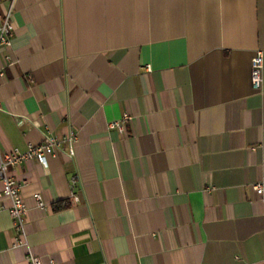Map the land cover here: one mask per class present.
Instances as JSON below:
<instances>
[{
  "label": "crops",
  "instance_id": "0c3cea01",
  "mask_svg": "<svg viewBox=\"0 0 264 264\" xmlns=\"http://www.w3.org/2000/svg\"><path fill=\"white\" fill-rule=\"evenodd\" d=\"M12 27L0 151L76 143L10 169L0 264L21 235L41 264H264V0H15Z\"/></svg>",
  "mask_w": 264,
  "mask_h": 264
},
{
  "label": "built area",
  "instance_id": "2783aa9c",
  "mask_svg": "<svg viewBox=\"0 0 264 264\" xmlns=\"http://www.w3.org/2000/svg\"><path fill=\"white\" fill-rule=\"evenodd\" d=\"M4 0H0V8ZM15 0H9L8 5L4 10H0V57L4 60L6 66L10 58L3 56L2 51L7 50L10 44V37L13 33L12 17ZM264 64L263 53L256 51L250 60V84L254 91L261 92L264 84ZM3 77V69H0V78ZM128 117H124L119 123L111 125V128H116L123 138L127 137L125 124ZM76 137L72 133L65 139L59 140L55 137H45L43 141L37 145H29L25 151L11 149L9 151H0V210H6L13 221V227L21 231L23 225V217L26 213L21 194L20 185L14 181L10 175V169L19 167L25 162L35 161L40 165H45L47 160L56 156L63 144L68 145L69 156L74 155V146ZM72 186L75 182L72 181ZM252 190L260 198L264 205V186L261 183L252 185ZM74 202H78L76 196H72ZM37 207L45 208V204L40 200L39 195H35ZM7 201L8 206L5 207L3 202ZM24 247L26 249V260L28 264H41L39 258L32 255L26 245L24 235H21L13 243V248Z\"/></svg>",
  "mask_w": 264,
  "mask_h": 264
}]
</instances>
